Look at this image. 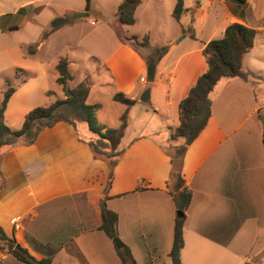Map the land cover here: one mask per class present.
Wrapping results in <instances>:
<instances>
[{
  "label": "crops",
  "instance_id": "0c3cea01",
  "mask_svg": "<svg viewBox=\"0 0 264 264\" xmlns=\"http://www.w3.org/2000/svg\"><path fill=\"white\" fill-rule=\"evenodd\" d=\"M110 1V17L96 10L89 18L90 31L77 39L76 47L86 53L84 64L67 55H56L53 64L60 57L67 60L73 87L87 80L86 103L93 93H103L112 102L116 93L134 100L129 107L115 102L126 113L118 146L122 153L110 168L109 161L89 146L96 135L78 119L75 125L59 121L44 128L29 145L17 141L4 148L0 230L36 260L51 250L53 264H123L112 240L97 229L103 204L117 215L116 234L130 252L128 264H172V230L180 216L175 199L186 186L191 199L182 212L180 264H264L260 255L264 245L253 255L243 248L250 227L255 235L264 232V120L258 115L264 116V0H247L244 5L205 0L204 7L198 6V0H183L178 20L172 16L176 0H141L134 23L125 26L115 15L122 0ZM36 6L33 19L44 7ZM24 7L14 15L24 16ZM84 11L88 16L85 1L72 9L73 14ZM79 19L70 18V24L51 35L75 30L81 25L76 23ZM232 23L256 32L242 61L249 76L246 81L221 78L214 86L210 117L182 156L180 185L170 152L181 143L170 138L179 124L178 104L207 69L204 45L220 38ZM145 35L148 45L137 49L122 39L140 40ZM44 42L29 55L22 51L24 43L18 42L19 57H37ZM165 46L168 50L155 58L156 50ZM90 60L93 69L85 67ZM39 61L43 65L45 59ZM150 62L155 65L152 81L146 78ZM33 80H22L8 100L3 120L11 129H19L26 113L38 106L32 103ZM58 89L59 96L57 90L46 88L42 94L50 91L56 99L63 98ZM146 90L148 100L141 102ZM15 101L23 108H16ZM0 247V264H24L1 241ZM256 256L261 257L252 261Z\"/></svg>",
  "mask_w": 264,
  "mask_h": 264
},
{
  "label": "trees",
  "instance_id": "16d2710c",
  "mask_svg": "<svg viewBox=\"0 0 264 264\" xmlns=\"http://www.w3.org/2000/svg\"><path fill=\"white\" fill-rule=\"evenodd\" d=\"M85 1L86 10L89 8V1ZM237 5H244L247 0H230ZM141 0H122L116 9V17L120 25H132L134 23V12ZM22 9V8H21ZM183 9V0H176L172 10V16L178 20ZM70 23L68 17H54L48 25V31L44 33L48 37L58 29ZM255 30L240 23H232L225 27L220 38L209 40L202 49L207 69L201 74L193 86L187 92V95L178 104V120L179 124L171 134V139L181 140L180 145L175 146L174 155L172 156V164L174 175L182 185L179 177L181 160L186 147L199 135L204 129L209 117L211 109L210 93L214 86L221 78H239L248 79V72L243 66V56L252 48L255 37ZM193 38V34H191ZM123 41L134 46L135 49L146 47L148 45V36H143L140 40L135 36H122ZM167 47H161L156 50L154 57L163 55ZM54 70L56 72L55 83L60 88L63 98H58L50 103L37 106L30 109L19 129H11L4 123L3 113L9 98L15 91V88L7 82V89L3 92V98L0 102V161L2 158V150L16 143L23 141L29 145L34 142L38 133L44 128L51 127L56 122L64 121L75 125L78 119L86 123L88 129L96 135L89 142V146L95 155L101 156L109 161V167L115 164V159L122 153L118 149L123 131L126 127V113L119 118V126L114 129H105L103 126L96 124L94 120L95 112L100 108L99 104H87L86 97L89 92L87 80L78 83L75 87H70L69 82L72 75L68 70V62L65 58L57 59ZM23 72L17 69L15 73ZM17 78V77H16ZM53 93L48 91L47 95ZM113 101L121 103L126 107L134 104V100L125 98L123 94L116 93L112 96ZM260 119L264 120V116L258 113ZM264 144V129H263ZM191 199V191L183 186L179 192L178 198L175 199L176 207L179 211H185ZM184 216H178L174 220L172 230V244L169 256L172 264H180L179 252L183 246L182 227ZM117 215L106 209L102 204L100 210V225L97 229L102 230L106 236L112 240L116 234ZM0 241L6 246L7 251L11 253L18 261L24 264H53L51 260L52 251L46 252L44 258L36 260L28 253L21 254L15 247V242L7 238L0 230ZM116 253L123 264L132 262L128 248L122 245L116 248Z\"/></svg>",
  "mask_w": 264,
  "mask_h": 264
},
{
  "label": "rangeland",
  "instance_id": "374dc122",
  "mask_svg": "<svg viewBox=\"0 0 264 264\" xmlns=\"http://www.w3.org/2000/svg\"><path fill=\"white\" fill-rule=\"evenodd\" d=\"M83 1L84 0H0V102L3 98V92L7 89V82L10 86L17 88V85L22 80L29 79L30 77H33L34 79L32 83V89L34 92L32 103L38 106L46 105L56 99V96H59L60 92L55 83V70L53 64L56 55L77 57V59H79V64L83 65L86 53L82 48L76 47V44L78 43L77 39H82V36L84 38V36H86L85 33L90 31L89 18L95 15L96 10L101 11L106 17H110V0H91L88 16L86 18H81L76 22L81 24L79 27H76L73 31H67L62 34H53V36L49 35L48 37L44 36V33L48 31V21L50 18L58 16L68 17L70 21V18L74 15L72 9L81 6ZM198 1L199 7H204L206 5L205 0ZM187 2H189V0H187ZM33 3L44 6L42 10L40 9L41 11L35 19L31 16L35 15L33 11L38 6H26ZM190 3H192V6L195 4L191 1ZM215 6H219V4H215ZM20 7L25 8L24 16H22V14L14 15ZM71 22L72 21H70V23ZM14 26L18 27V30L15 31L14 28H12ZM170 26L172 27V25ZM36 37L37 39L35 40ZM182 37V35L179 36L178 40ZM44 40V47L37 57L26 56L24 59L19 57L17 51L18 42L24 43L21 45L22 51L29 55V53L35 52L39 48L40 43ZM42 57L45 59V62L43 63L45 67L39 61ZM86 65V68L89 67L93 69V60H90ZM20 68H26L36 74L33 75L24 71L21 73H15L16 70ZM71 68L75 75H79V72H75V67L72 66ZM147 84L148 83H146V85ZM74 85V82H70V86L73 87ZM45 88L48 90H57L58 92L56 96H48L42 94V90ZM95 103H99L101 106L94 115L96 124L104 126L105 129L117 128L118 116L125 113L124 106L108 100V97L103 93H93L89 101H87V104ZM14 105L18 109L23 108L18 101H15ZM144 106L147 105L145 104ZM18 112L20 113V110H18ZM133 119L134 121L136 120L135 118ZM118 149L119 147L117 150ZM170 152L174 155V149H170ZM116 237L121 241L118 236ZM262 245H264V232L255 235L254 229L250 227L248 237L245 236L243 240L245 253L253 255L255 252H258ZM260 255H264V251L261 252ZM260 257L261 256H256L252 261H258ZM243 264L252 263L247 261Z\"/></svg>",
  "mask_w": 264,
  "mask_h": 264
},
{
  "label": "water",
  "instance_id": "95a60500",
  "mask_svg": "<svg viewBox=\"0 0 264 264\" xmlns=\"http://www.w3.org/2000/svg\"><path fill=\"white\" fill-rule=\"evenodd\" d=\"M87 16V12L84 11V12H80V13H76L74 15H72V19H79V18H83V17H86ZM154 69H155V65L153 62H150L147 66H146V78L149 80V81H152L154 79ZM139 100L141 102H146L148 100V90H146L142 96H140ZM178 215L182 216V211L181 212H177ZM112 242L114 244V246L116 248H121L122 247V243L121 241L117 238V237H114L112 239ZM18 252H20L21 254H25L26 251L24 249H22L18 244L15 245L14 247Z\"/></svg>",
  "mask_w": 264,
  "mask_h": 264
},
{
  "label": "built area",
  "instance_id": "2783aa9c",
  "mask_svg": "<svg viewBox=\"0 0 264 264\" xmlns=\"http://www.w3.org/2000/svg\"><path fill=\"white\" fill-rule=\"evenodd\" d=\"M143 80V79H142Z\"/></svg>",
  "mask_w": 264,
  "mask_h": 264
}]
</instances>
